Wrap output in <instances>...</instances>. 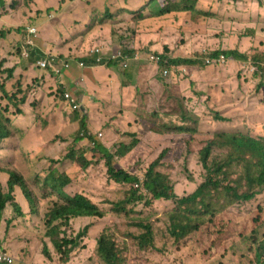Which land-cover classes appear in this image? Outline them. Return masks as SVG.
<instances>
[{"label":"rangeland","instance_id":"obj_1","mask_svg":"<svg viewBox=\"0 0 264 264\" xmlns=\"http://www.w3.org/2000/svg\"><path fill=\"white\" fill-rule=\"evenodd\" d=\"M149 1L33 0L22 6H27L23 11L21 7L20 10L15 8V12L9 13L8 17L1 16L0 33L3 31H13V33L4 42L1 41L0 59L7 60L4 69L15 68L16 72L13 80L8 82L6 76H3L0 81L7 82L3 85L4 89L8 96L12 95L16 98L17 104L5 100L0 92V113L10 120L12 128H16L19 134L13 138L16 142L10 150L13 152L9 151L10 143L5 141L4 149L8 151L0 152V167L6 169L14 167L13 170L21 173L34 187L36 193H38L36 186L39 187L40 181L45 180L51 171L68 174L72 182L66 189L69 194L89 196L106 215L100 220L79 218L70 222V226L63 228L65 234H60V238L71 239L79 232H83L85 227H89L79 247L70 254L67 262L63 263L60 256L54 255L52 244L45 236L44 215L54 198L36 201L35 212L24 199L16 201L24 214L21 217L7 205L5 210L0 212V252L3 248L7 250L14 257L16 264H105L95 256V249L98 238L107 229L112 231L113 237L119 243L120 241L127 243L128 257L125 258L124 264H250V260L245 258V245L241 243H237V250L233 253L229 252L224 258L208 262L201 257L198 249L180 243L181 241L175 242L165 232L168 226V214L174 204L171 201H158L147 206L144 201L150 200L148 195L135 207L137 214L134 217L153 225L157 247L156 251L142 257L134 252L131 242L129 243L122 236V233H137L138 228L129 227L131 223L127 224L123 219L113 217L109 206L103 203L100 196L114 186L106 182V171L101 158L99 156L92 158L86 148L88 146L94 148V143L98 142L110 152H114L119 148L120 143L129 142L126 137L128 132L138 136L140 144L118 163L117 169L137 175L142 180L150 163L156 160L164 149H169L166 160H177V165L174 170L166 169V172L173 180L176 195L183 197L195 191L204 172L199 165L196 152L188 154L185 148L184 141L189 139L155 137L139 124L140 120H146L151 114L164 116L170 101L178 97L184 99L188 113L202 120L200 126L202 134L223 131L264 139V91L262 93L256 91L257 78L253 75L257 69L250 61L226 59L225 64L217 63L216 67L209 64V69H202L201 66L207 60L200 58L198 66L183 67L179 70L184 78L179 76L175 87L177 92L174 91L173 71L170 70L169 75L164 76L166 81L163 79L165 82L163 85L157 83L156 77L159 71L148 63L146 57L140 56L142 60L137 62L140 64L130 65L127 70L122 69L120 62L117 68L110 69L108 63L112 59L111 49L117 46L120 38L129 43L134 34L131 27L127 26L132 19L129 14L141 10ZM208 1H212L217 12L210 13L204 7H199L203 13L215 15L206 14L205 21H209L208 23L199 25H195L193 21L184 23L180 18L173 19L169 14L165 17L167 24L160 27L162 24L158 19L163 10L161 8L153 10V7L152 14H146L142 23H137L146 26L156 25L159 26V30L162 28L160 36L161 43L164 44L171 45L175 40L179 44L185 36L187 38L184 39H192L196 53L202 49L215 47L228 51L238 50L244 55L247 54V57H259L258 54L262 53L259 58L263 67L264 31L259 34H263L262 37L251 36L245 29L246 23L234 24L235 20L240 19L237 12H241L239 3L241 0ZM251 1L250 15L256 13L262 15L255 0H245L242 5L244 11L246 4ZM11 4L12 0H7L6 8L10 9ZM41 4L44 5L43 8L51 9L52 13L41 10ZM40 11L43 14L39 17L37 13ZM107 11L116 15L118 21H108L107 31L87 35L85 27L89 25L90 20L94 16L97 19V14L103 19ZM30 19L33 21H29ZM108 26H114L113 32H110ZM28 27L37 29L34 42L40 56L62 57L72 65L71 73H81L80 77L75 75L74 83L62 84L61 78L47 72L48 70H38L35 66L36 58L32 60L31 56L27 61L21 57L19 46L24 38L20 36H23L25 28ZM17 30L22 31L19 34ZM10 45H14V49L7 52ZM185 47L190 46L185 44ZM169 49L172 52L168 57H179L178 45ZM187 53H194L193 46ZM97 58L103 60L106 65L89 67L86 71L78 69L75 72L76 64L70 62L76 60L87 65L90 60ZM51 69L53 70L52 67ZM125 74L126 76H121ZM65 91L78 98L84 113L74 112L66 102L63 104L55 100L56 92L58 94L62 92L63 95ZM216 110L221 115L232 116V122L217 125L213 120L216 113L213 111ZM137 112H141V116ZM82 118H85L87 127L91 130L89 134L94 139L77 143V139L83 136L80 127ZM172 120H175L174 116ZM134 121L138 123L134 125ZM99 134L102 135V139H98ZM72 152H84L87 159L91 160L92 166L84 172L76 165H69L65 159ZM189 176L194 180L188 179ZM6 182L7 177L0 175V191L7 190ZM19 196H21L20 192L17 193V197ZM257 205L264 206L262 195L257 196L252 203L235 207L232 211L246 214ZM182 244L187 245L188 248L181 246ZM45 249H48L52 255L50 259L44 256ZM126 251H124L125 256H127Z\"/></svg>","mask_w":264,"mask_h":264},{"label":"trees","instance_id":"obj_2","mask_svg":"<svg viewBox=\"0 0 264 264\" xmlns=\"http://www.w3.org/2000/svg\"><path fill=\"white\" fill-rule=\"evenodd\" d=\"M31 1L33 0L22 2L12 0L9 9L6 8L7 0H0V21L1 16L8 17L9 13H14L15 8L19 9L21 7L23 11L27 6H22ZM42 1L45 2V0ZM255 2L257 8L262 11V15L260 13L250 15L252 1L246 4L244 11L247 15L245 29L251 36H258L264 31V0H255ZM43 6L41 4V10L43 9L49 14L52 13L51 9L43 8ZM200 6L210 13L216 10L212 1L209 2L208 0H150L144 8L129 14L132 19L129 24H126L131 27L134 34H132L129 43L125 42L123 38H118L119 46L117 48H115L116 46L113 47L114 53L119 52L121 59L124 60L133 57L136 55L135 53L150 51L153 53L152 55L158 56L162 60L158 65L151 63L159 71L156 82L163 85L165 83L164 71L169 72L171 70L173 71L174 88L177 86L181 75L179 70L185 66H198L200 58L212 62L223 56L227 60L250 61L257 69V72L253 75L257 78L256 91L262 93L264 91V66H261L262 60L259 58L262 53L258 54L259 57H247V54L244 55L238 50L228 51L216 47L208 50L202 49L196 53L192 39H184L185 36L179 44L177 40L173 41L171 45L164 44L161 43L162 38L160 36L162 28L158 32V37H156L157 29L154 26L139 25L137 23H142L141 21L146 14H152V7L153 10L155 8L163 10L158 19L161 20L159 22L162 24L160 27L167 24L165 17L169 14L172 15L173 19H176V17L185 18L187 21H193L195 25L208 23L209 21H205L206 14L208 16H212V14L203 13L199 10ZM42 14L43 12L40 11L37 16L40 17ZM97 16V19L94 16L89 25L85 27L87 35L107 31L106 23L108 21H118L117 16L111 14L110 11L103 15V19L98 14ZM29 21L33 20L30 19ZM241 24L244 23L241 22ZM108 28L110 32H113L114 26H108ZM21 31L17 30L16 32L20 34ZM12 33L13 31L1 32L0 44ZM23 36L21 37L23 38ZM259 36L262 37L263 34ZM152 37L155 38L151 39ZM185 44L189 45V48L193 46V54L187 53L189 48H186ZM177 45L180 49V51H177L179 57L169 60L170 57L166 56L172 52L169 48H175ZM7 52H9L8 49ZM39 57L40 54L36 51L32 55V60ZM191 57L192 59L189 60ZM163 60L168 62L165 63ZM119 62L120 60L109 62L108 65L110 69H114L119 66ZM5 64H7V60L0 59V79L6 76L9 82L13 80L16 69H4ZM87 64L93 66L94 62ZM201 68L209 69L210 66L203 64ZM121 76L124 77L126 74ZM238 78L240 79V74H238ZM6 83L0 81V92L5 100L16 104V98L12 95L8 96L4 89L3 85H6ZM174 91L177 92V88ZM55 100L65 104L62 92L59 94L56 92ZM182 106L184 107L182 108ZM174 110L177 112H174ZM213 112H216L213 120L217 125L232 122V116L229 114L227 116L221 115L218 110ZM137 113L141 116V112ZM186 113H188L187 104H185L184 99L178 97L174 101H170L167 113L164 116L151 114L146 120H140L139 124L155 137H187L189 139L184 141L185 148L188 154L196 152L199 165L204 172L197 183L195 191L183 197L176 195L173 180L166 172V169L174 170L177 165V160H166L169 149H164L158 158L150 163L142 180L137 175L117 169L119 167L118 163L136 150L140 144L139 137L128 132L126 137L129 142L120 143L119 148L114 152H110L98 142L94 143V148L90 146L86 148L89 156L92 158L99 156L101 158L106 171V182L114 186L107 193L100 194L103 203L109 206V211L113 217L123 219L127 224L131 223L128 225L129 227L138 228L137 233H122V236L129 243L131 242L134 252H137L140 256L142 255V257L147 253L156 251L157 247L153 225L134 217L137 214L135 207L143 202L148 195L150 200L144 201L147 206L158 201H171L174 204L172 211L168 214V226L165 228V232L175 242L181 241L180 243H186L195 250L198 249L205 261L212 262L218 260L217 258H224L229 252L233 253L237 250V243H241L245 245V258L250 260V264H264V206L257 205L255 209L246 214L232 211L235 207L252 203L259 195L264 198V139H254L240 133L223 131L215 134H202L200 131L202 122L200 117L190 113L186 115ZM169 114L174 116L175 120H172V116ZM176 120L178 123H176ZM137 123L134 121V125ZM80 127L81 132L85 135L91 132L87 127L85 118L81 119ZM16 134H19L18 130L12 128L10 120L0 113V152L8 151L4 149V143L6 142L10 143L9 151L11 150L16 143L13 140ZM93 139V137H79L76 142L82 143L85 140L92 141ZM65 160L69 162V165H76L84 172L92 166L91 160L87 159L84 152H72ZM13 168L0 167V175L7 177V190L5 192L0 191V212L4 211L6 206L9 205L21 217L24 214L21 206L16 201L24 199L35 212L38 200L54 198L50 201L51 206L44 215L45 236L52 244L54 255L60 256L62 262L66 263L70 254L79 247V244L88 233L89 227H85L83 232H79L71 239L60 238V234H65L63 228L70 226V222L79 218L103 219L106 216L105 211L94 204L93 200L87 195L69 194L66 189L72 182L67 176L68 174L63 175L59 174L58 171H51L45 180H39L40 186H36L38 190V193H36L34 187L25 180L23 175L13 170ZM188 179L194 180L190 176ZM18 192L21 194L19 197H17ZM120 243L113 237L110 229L105 230L97 240L95 256L105 264H124L125 258L128 257L127 243L124 241H120ZM181 246L188 248L187 245L182 244ZM124 251H126L127 256L124 255ZM0 253L8 252L3 248ZM43 254L47 259L52 257L48 249H45Z\"/></svg>","mask_w":264,"mask_h":264},{"label":"built area","instance_id":"obj_3","mask_svg":"<svg viewBox=\"0 0 264 264\" xmlns=\"http://www.w3.org/2000/svg\"><path fill=\"white\" fill-rule=\"evenodd\" d=\"M36 29L34 28H30L28 29L27 31V35H26V38L24 40V44L22 46V56L23 57H28V54L30 53V50L33 49L35 47V38H36ZM118 57H113L112 59H117ZM147 58V61L148 63H153L154 65H158L162 60L158 57V56H154L152 54H148L146 56ZM56 58H50L48 57L47 59L45 60H40L37 62V66L41 69V70H47V69H50L51 67L53 68L55 65H58V59ZM142 58L138 55L134 56L133 58H126L124 63H123V68L126 69L129 67V64L132 63V62H139L141 61ZM96 62L98 64L101 63V59H97ZM163 62H168L166 60H163ZM208 64H217V63H224V58L221 56L219 58V60L217 61H212V62H209L207 61ZM62 64L64 65V67L66 69L69 68V65L66 64L65 62H62ZM78 67L80 69H84L85 68V64L84 63H80L78 64ZM256 70H254L255 72ZM169 75V72L168 71H164V76H168ZM64 99L69 102L72 106V108L74 110L78 109L77 106H75L76 104V99L74 98V96L72 94H65L64 95ZM99 138H102L101 135H99ZM0 264H15V259L12 255L8 254V253H0Z\"/></svg>","mask_w":264,"mask_h":264},{"label":"clouds","instance_id":"obj_4","mask_svg":"<svg viewBox=\"0 0 264 264\" xmlns=\"http://www.w3.org/2000/svg\"><path fill=\"white\" fill-rule=\"evenodd\" d=\"M1 22V21H0ZM30 28H34V27H28V28H25V30H24V36H23V41L21 42V44H20V46H19V52H20V54H21V57L24 59V60H27L28 61V59L29 58H31V56L37 51V48L36 47H34L33 49H31L30 50V53L28 54V57H23L22 56V46H23V44H24V40H25V38H26V35H27V31H28V29H30ZM34 29H36V28H34ZM36 32H37V29H36ZM14 35V34H13ZM11 36V35H10ZM9 37V36H8ZM21 37V36H20ZM36 37H37V33H36ZM7 38V37H6ZM4 42V41H3ZM138 55V54H137ZM49 56V55H48ZM48 56H45V57H42V56H40L39 58H36V62H35V66H36V68L38 69V70H41L38 66H37V62L38 61H40V60H45V59H47L48 58ZM134 56H136V55H134ZM133 56V57H134ZM139 56V55H138ZM113 57H118L117 59H111L109 62H114V61H117V60H120V63H121V65H122V69H124L123 68V63H124V61H125V59L124 60H122L121 59V55H120V53L118 52L115 56H112V58ZM133 57H130V58H133ZM221 57V56H220ZM223 57V56H222ZM50 58H56V59H58V65H55L54 67H53V70L50 68V69H47V70H42V71H47V72H49V73H51V74H53V75H55L56 77H58V78H61V81L62 80H65L64 81V83H67L68 81L70 82V84H72V83H74V79H75V75H79V77H80V75H81V73H71V69H72V65L71 64H69L67 61H65V60H63V59H61L60 60V58H57V57H55V56H50ZM129 58V59H130ZM224 58V57H223ZM97 59H100V58H97ZM97 59H95V60H90L89 62H94V64H93V66H90L89 64H85L84 62H79V64L80 63H84L86 66H85V68L84 69H80L79 67H78V63L77 62H74V61H70L71 63H74V64H76L75 65V72L78 70V69H80V70H87L89 67H100V66H103V65H106V63L105 62H103V60H101V63L100 64H98L97 62H96V60ZM224 60H225V62H226V59L224 58ZM62 62H65L66 64H68L69 65V68L68 69H66L65 67H64V65L62 64ZM88 62V63H89ZM140 62V61H139ZM209 62H211V61H209ZM225 62L223 63V64H225ZM135 64V63H137V62H132V63H130L129 64V67H130V65H132V64ZM205 65H209L208 63H207V61L204 63ZM212 65V67H216L217 66V64H211ZM129 67L128 68H126V69H124V70H127V69H129ZM62 69V70H61ZM53 71V72H52ZM68 92L67 91H65L64 93H63V96L65 95V94H67ZM70 94V93H69ZM75 99H76V104H75V106H77L78 107V109H76V110H74L71 106V104L69 103V102H67L66 100H65V102L69 105V107L70 108H72V111H80V112H82V113H84V111H83V109L81 108V106L79 105V103H78V98H76V97H74ZM17 104V103H16ZM82 107H84V106H82ZM85 108V107H84ZM86 116V115H85ZM90 133V132H89ZM83 134L82 133V137H91V134ZM100 135V134H99ZM99 135H97V137H98V139H102V138H99ZM102 136V135H101Z\"/></svg>","mask_w":264,"mask_h":264},{"label":"crops","instance_id":"obj_5","mask_svg":"<svg viewBox=\"0 0 264 264\" xmlns=\"http://www.w3.org/2000/svg\"><path fill=\"white\" fill-rule=\"evenodd\" d=\"M244 1H245V0H241V2H239V3L241 4V12H237V13H238L239 16H240V19H239V21L235 20V23H234L235 25H240L241 22H242V23H245V20L247 19V15H245V13H244V8H243V6H242ZM220 10H221V9H220ZM215 13H217V12H215ZM212 16H215V15L212 14ZM180 19H181V18H180ZM181 21L184 22V23H186L185 21H187V20H186L185 18H182ZM154 27L157 29V30H156V36H158V32L160 31V30L158 29L159 26H156V25H155ZM185 30H186V29H185ZM185 30H183V31H185ZM102 32H103V31H102ZM102 32H101V33H102ZM14 41H15V40H14ZM118 46H119V45L117 44V46H116V47L114 46V47L117 48ZM115 48H114V49H115ZM12 49H14V45H10V47H9L8 50L10 51V50H12ZM204 50H205V49H204ZM111 52H112V56H115V55L118 53V52H117V53H114L115 51H114L113 49H111ZM149 53H151V52L146 50V51H142V52L138 53V55H139V56H142V57H146ZM135 54L137 55V53H135ZM166 56H168V55H166ZM142 57H141V58H142ZM168 59H169V60H172V59H175V58H168ZM191 59H192V57L189 58V60H191ZM140 62H141V61H140ZM135 64H140V63H135ZM131 66H135L134 63H133ZM185 67H189V66H185ZM122 79H123V78H122ZM64 81H65V80H62L61 83H62V84H65V85L70 84L69 81H68L67 83H64ZM15 264H16V263H15Z\"/></svg>","mask_w":264,"mask_h":264},{"label":"bare ground","instance_id":"obj_6","mask_svg":"<svg viewBox=\"0 0 264 264\" xmlns=\"http://www.w3.org/2000/svg\"><path fill=\"white\" fill-rule=\"evenodd\" d=\"M91 77H92V76H91ZM93 79H94V78H93ZM94 82H95V81H94ZM89 83H90V82H89ZM89 83H88V84H89ZM91 85H93V84L91 83ZM91 85H90V86H91ZM88 86H89V85H88ZM90 89H91V88H90Z\"/></svg>","mask_w":264,"mask_h":264}]
</instances>
